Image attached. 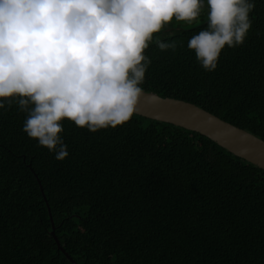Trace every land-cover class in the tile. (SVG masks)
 Returning <instances> with one entry per match:
<instances>
[{"label":"trees","instance_id":"obj_1","mask_svg":"<svg viewBox=\"0 0 264 264\" xmlns=\"http://www.w3.org/2000/svg\"><path fill=\"white\" fill-rule=\"evenodd\" d=\"M197 21L150 42L143 90L190 102L264 140V0L242 45L206 71L188 41ZM27 113L0 108V264H264V171L207 137L137 114L96 132L63 120L68 156L23 131ZM40 187V190H39Z\"/></svg>","mask_w":264,"mask_h":264},{"label":"clouds","instance_id":"obj_2","mask_svg":"<svg viewBox=\"0 0 264 264\" xmlns=\"http://www.w3.org/2000/svg\"><path fill=\"white\" fill-rule=\"evenodd\" d=\"M207 28L188 41L206 71L221 50L245 41L254 0H207ZM203 0H0V108L27 113L23 131L68 156L61 121L92 132L115 128L137 109L154 33L198 20Z\"/></svg>","mask_w":264,"mask_h":264},{"label":"water","instance_id":"obj_3","mask_svg":"<svg viewBox=\"0 0 264 264\" xmlns=\"http://www.w3.org/2000/svg\"><path fill=\"white\" fill-rule=\"evenodd\" d=\"M134 114L172 124L194 131L213 141L229 153L237 156L264 171V140L238 128L204 109L180 99L164 97L143 90ZM40 190V187H39ZM41 191V190H40ZM42 195L49 217V234L56 248L72 263L76 264L61 247L54 235V226L49 207Z\"/></svg>","mask_w":264,"mask_h":264}]
</instances>
